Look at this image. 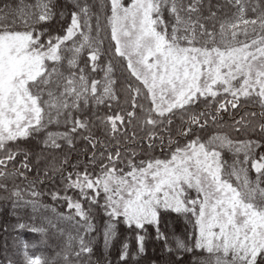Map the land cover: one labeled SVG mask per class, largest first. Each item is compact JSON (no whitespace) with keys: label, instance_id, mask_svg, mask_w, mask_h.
Returning a JSON list of instances; mask_svg holds the SVG:
<instances>
[{"label":"snow or ice","instance_id":"1","mask_svg":"<svg viewBox=\"0 0 264 264\" xmlns=\"http://www.w3.org/2000/svg\"><path fill=\"white\" fill-rule=\"evenodd\" d=\"M53 22H61L56 33ZM117 68L125 75L120 91ZM224 114L244 139L221 130ZM61 122L64 131L48 130ZM210 125L217 130L205 139L200 133ZM40 136L33 163L28 142ZM77 136L91 148L83 170L74 164L64 175L67 157L43 169L45 178L60 174L64 194L50 195L67 203L70 214L58 218L74 221L76 235L67 234L53 258L23 244L20 264H92L91 205L107 217L105 250L122 223L136 233L133 259L145 254L151 226L163 241L164 264H264V0L0 5V194L14 210L46 207L38 191L41 156L64 144L74 148ZM163 213L183 216L190 231H161ZM129 248L125 240L120 264H128Z\"/></svg>","mask_w":264,"mask_h":264},{"label":"trees","instance_id":"2","mask_svg":"<svg viewBox=\"0 0 264 264\" xmlns=\"http://www.w3.org/2000/svg\"><path fill=\"white\" fill-rule=\"evenodd\" d=\"M6 2H11V0H0V5ZM31 2V0H28ZM89 3L96 4L97 0H89ZM97 9H94V11ZM101 22L103 23V17H101ZM93 25H95V20H93ZM50 31L56 33L60 30L61 22H53L48 25ZM95 35V32H93ZM103 36L104 34L101 33ZM108 41L105 40L104 48L107 49ZM86 59V54L85 57ZM107 59V57H105ZM118 78L117 89L123 88L125 84V75L122 74V70L117 68L116 72ZM121 101L124 100V94L121 93ZM203 105H199L198 108H202ZM107 109L101 107L98 112L99 114H104ZM223 132L228 133L234 139H244V133L234 132L229 125L231 120L228 114H224L223 120ZM179 124L177 119L175 127ZM49 131H64L63 122L61 126L57 127L55 125L51 126ZM215 126H209L202 133H200L205 139L210 136L214 131H216ZM95 135L107 142V137L99 128L93 129ZM258 138V137H253ZM43 139V136L33 138L29 141V145L32 147L34 156L33 163H35V154L41 152V146L39 141ZM87 149V152H85ZM91 148L85 141L77 136L74 141V148H69L67 144H64L62 149L58 152H44L41 156V163L39 165L41 171V179H43V184L38 185V191L42 193L39 197L40 202L45 205V208H41L39 212L33 213L31 208H18L13 209V206L9 200H7L6 194H0V262L2 264H7L5 257L11 258L15 264H20V258L23 252V244L27 243L29 245L28 252L32 255H41L46 258H53L56 256L57 252H60L64 246L67 234L71 233L76 235V228L74 227V221H65L58 218V214L69 215L70 210L67 208V203L64 200H53L50 193L53 191H59L61 195L64 194V185L61 182L60 174L57 173L55 177L45 178L43 176V169L46 163L52 159H55L57 165L65 157L68 158V163L63 166L64 175L68 172L74 171L72 165L79 164V170H83L84 164L87 162V154H90ZM155 155H160V150L157 149ZM224 159L231 164L233 161V156L231 153L225 151ZM242 159V156H241ZM89 171H92L90 168ZM252 178L255 177L254 173H250ZM35 176V171L30 174V179ZM17 183H23L17 181ZM67 195L73 197V199H79V193L73 190H69ZM100 202L103 203V196L100 198ZM84 207L89 208L87 201H83ZM55 211H52V210ZM92 222L95 225V231L88 235V239L92 241L93 255L91 256L92 264H120L119 262V252L122 243L127 240L130 244L129 248V260L128 264H164L167 259V255L163 251V241H158L155 239L154 229L149 226L147 232V239L145 241L146 252L142 256H138L135 259L132 255L136 252V240L135 231L125 228V226L120 223L116 227V237L112 242L109 249H104L103 241V229L107 217L104 215L103 210L98 205H91L90 212ZM79 220V217H76ZM48 221H52L55 227L51 226ZM18 223H23L29 227L44 228L45 232L43 234L33 232L29 230V227L24 229H17L15 225ZM161 231L166 234H176L179 236H184L188 231H190L191 226L187 223L183 216H177L174 213H163L161 224ZM63 230V234H61ZM34 246V247H33ZM57 264H62L61 261H57Z\"/></svg>","mask_w":264,"mask_h":264}]
</instances>
